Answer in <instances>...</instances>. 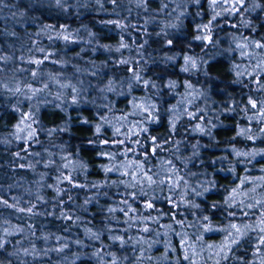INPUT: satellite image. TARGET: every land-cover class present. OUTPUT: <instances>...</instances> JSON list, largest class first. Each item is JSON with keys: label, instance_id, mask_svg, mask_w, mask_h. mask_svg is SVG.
Here are the masks:
<instances>
[{"label": "trees", "instance_id": "16d2710c", "mask_svg": "<svg viewBox=\"0 0 264 264\" xmlns=\"http://www.w3.org/2000/svg\"><path fill=\"white\" fill-rule=\"evenodd\" d=\"M88 1L64 14L53 0H0V117L21 118V109H29L37 132L46 135L64 115L108 98L129 103L126 111L104 115L98 131L108 141L101 155L89 138L70 134L32 157L59 170L0 181V189L25 188L7 205L9 213L0 214L11 258L57 263L83 249L102 264H126L130 257L140 264H264V182L258 179L264 173V2L236 8L228 37L239 58L226 78L223 65L206 67L180 0ZM92 24L137 34L136 54L80 55L92 40ZM126 144L138 152L123 149ZM163 146H171L173 159L156 153ZM100 159L114 162L102 165L98 179L86 176ZM69 182L83 192L63 198ZM177 211L182 217L164 222L155 236L131 250L117 248L118 234ZM23 215L63 223L40 226Z\"/></svg>", "mask_w": 264, "mask_h": 264}, {"label": "rangeland", "instance_id": "374dc122", "mask_svg": "<svg viewBox=\"0 0 264 264\" xmlns=\"http://www.w3.org/2000/svg\"><path fill=\"white\" fill-rule=\"evenodd\" d=\"M53 9L57 12L69 14L70 12L81 8L84 5H90L88 0H53ZM248 0H180L179 4L185 13V22L189 32H192L199 40L200 49L204 55L206 67L210 70L217 67V64L225 67V72L222 75L226 78H231L235 72L234 61H238L237 52L232 47L228 36L235 33L233 21L236 8ZM256 3L262 4L264 0H253ZM264 5V4H263ZM92 40L91 42L81 48L80 55L85 53L97 54V52L104 53H117L123 56H134L137 52V45L139 36L135 33H119L118 31H108L106 28H101L98 25H90ZM227 34H225V33ZM80 50L79 48H77ZM86 55V54H85ZM225 55V57H224ZM217 63V64H216ZM47 90V91H46ZM46 92L52 93L54 89L46 88ZM128 101L124 98L112 97L101 102L98 108L85 109L80 112H72L70 115H64L65 120L56 131L49 134L42 135L37 132L35 122L33 120L31 110L21 109L20 116L14 118V114L10 113L0 117V142L3 147L0 148V181H21L25 179H35L46 174L53 173L52 171L59 170L54 167L52 161L36 162L32 160L34 153L40 150L44 145L54 141V139L64 138L70 134H78L83 137L89 138L90 144L96 149L97 154L101 155L103 146L108 141L107 133L103 134L98 131V128L103 124V117L112 110L126 111L128 109ZM9 116V117H8ZM114 143V142H113ZM117 142L114 143L116 145ZM139 148H141L139 146ZM171 146H163L160 151L156 152L158 155L164 156L166 159L171 160L173 157L170 152ZM123 149L127 151L138 152L137 146L123 145ZM143 156H147L146 151H142ZM130 152L128 153V155ZM114 160L109 159L107 163L100 159L97 167L90 168L86 173H90V178L98 179L103 175L102 165H112ZM173 163V164H172ZM172 168L178 167L176 162H171ZM84 175V176H85ZM83 176L82 181H76L75 187L77 188L85 182ZM258 179L264 182V173ZM72 182L67 184L64 197L69 195L82 193V189H72L70 186ZM76 191V192H74ZM78 191V192H77ZM25 193V188L22 187L18 190L16 188L11 190L9 188L0 189V214L9 213L7 205H11L12 201ZM56 196L55 193L51 194ZM182 217L180 212H174L162 218L150 217L142 220L137 225V230H129L125 233L118 234L115 237L118 249L131 250L136 247L143 238L155 236L161 225L169 222L172 219H179ZM23 220L31 221L37 225H48L63 223L58 220L45 218L39 219L32 216L23 215ZM55 220V221H54ZM114 240H112L114 242ZM115 243V242H114ZM13 245L0 235V264H45L40 260L20 261L12 259L10 253ZM97 249L105 250L104 245ZM83 250V249H81ZM76 251L71 253L70 256L62 258L60 262L53 263L46 260V264H102L101 259L89 257L83 254L84 251ZM88 250V249H87ZM122 250V252H124ZM126 264H140L132 257ZM188 262V263H187ZM182 264H199L198 260L187 261ZM203 262V261H202ZM125 264V263H124ZM204 264V263H203ZM206 264H209L206 262Z\"/></svg>", "mask_w": 264, "mask_h": 264}, {"label": "snow or ice", "instance_id": "6c2138e0", "mask_svg": "<svg viewBox=\"0 0 264 264\" xmlns=\"http://www.w3.org/2000/svg\"><path fill=\"white\" fill-rule=\"evenodd\" d=\"M65 39H67V38H65ZM253 107H255V105H253ZM201 131H202V129H201ZM148 206L151 207V205H148ZM29 211H31V209H29ZM232 227L235 228L236 226L235 225H232ZM262 243H264V241H262Z\"/></svg>", "mask_w": 264, "mask_h": 264}]
</instances>
